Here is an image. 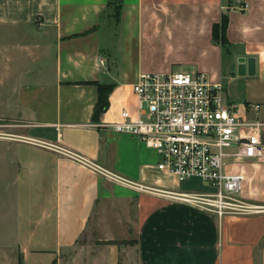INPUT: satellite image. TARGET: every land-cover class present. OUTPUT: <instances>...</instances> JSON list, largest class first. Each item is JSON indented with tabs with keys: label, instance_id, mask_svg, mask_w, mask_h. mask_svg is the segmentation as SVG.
<instances>
[{
	"label": "crops",
	"instance_id": "crops-1",
	"mask_svg": "<svg viewBox=\"0 0 264 264\" xmlns=\"http://www.w3.org/2000/svg\"><path fill=\"white\" fill-rule=\"evenodd\" d=\"M109 1L0 0V264H264V211L219 218L139 190L211 191L162 178L154 150L104 127L134 113L141 73L186 60L264 123V0H124L119 22L112 10L101 22ZM223 15L225 46L213 40ZM93 81L115 85L100 122ZM233 170L246 175L243 196L264 206V162Z\"/></svg>",
	"mask_w": 264,
	"mask_h": 264
},
{
	"label": "built area",
	"instance_id": "built-area-1",
	"mask_svg": "<svg viewBox=\"0 0 264 264\" xmlns=\"http://www.w3.org/2000/svg\"><path fill=\"white\" fill-rule=\"evenodd\" d=\"M248 5L240 6L243 11ZM135 111H120V119L104 127L138 137L158 157L155 170L164 179L181 184L195 179L211 191L179 192L137 185L139 190L160 194L219 218L261 213L264 206L242 194L246 175L233 167L247 161L264 162V123L240 115L224 86L205 73L147 72L133 84ZM255 111L259 104H252ZM83 161L106 177L132 185L127 179L106 173L100 166Z\"/></svg>",
	"mask_w": 264,
	"mask_h": 264
},
{
	"label": "trees",
	"instance_id": "trees-1",
	"mask_svg": "<svg viewBox=\"0 0 264 264\" xmlns=\"http://www.w3.org/2000/svg\"><path fill=\"white\" fill-rule=\"evenodd\" d=\"M123 1L124 0H110L108 2V10H106L101 16V22L104 21L105 17L110 12L113 13V17L116 19V22H119ZM227 26H228V16L223 15L221 22L219 24L214 25L213 27V40L215 43L221 44L223 46L228 44V39L226 36ZM88 84L96 85L98 88L99 96H98V101L94 108L93 121L100 122L102 115L106 113L110 107L109 96L114 90L115 85L99 83L96 81L88 82ZM105 244H115V243L114 241H110V242H106ZM19 264H23L21 258L19 260ZM54 264H57V262H55Z\"/></svg>",
	"mask_w": 264,
	"mask_h": 264
},
{
	"label": "rangeland",
	"instance_id": "rangeland-1",
	"mask_svg": "<svg viewBox=\"0 0 264 264\" xmlns=\"http://www.w3.org/2000/svg\"><path fill=\"white\" fill-rule=\"evenodd\" d=\"M179 57V56H178ZM177 57H173V60L176 59ZM181 58H183V60H186L187 58H194V56H192L191 52L188 51L187 54H183L181 56ZM187 63V64H186ZM189 62H175L172 63V69L170 72H179V71H184V72H188V73H193L195 71L198 70V67L196 65H188ZM226 70V68H224ZM169 72V73H170ZM226 72V71H225ZM227 75V74H226ZM231 88L234 90H238L239 89V83H232L230 84ZM238 104V103H237ZM256 104V103H254ZM6 122H1L0 121V136H4L3 132H1L2 130H7L8 128L4 127ZM3 134V135H2ZM201 187H208V184L206 182H203L201 180L195 179L192 180L191 182L187 183V185H184V188H187V190H198V191H204L202 190L203 188ZM4 208V207H3ZM4 210V209H3ZM6 210V209H5ZM132 243L133 241H122L121 243Z\"/></svg>",
	"mask_w": 264,
	"mask_h": 264
},
{
	"label": "water",
	"instance_id": "water-1",
	"mask_svg": "<svg viewBox=\"0 0 264 264\" xmlns=\"http://www.w3.org/2000/svg\"><path fill=\"white\" fill-rule=\"evenodd\" d=\"M253 60L252 59H248L247 60V63H248V67H249V74H251V75H253L254 74V63L252 62ZM239 63H240V65H239V73H241V74H243L245 71V59L244 58H242V59H240L239 60ZM252 63H253V65H252Z\"/></svg>",
	"mask_w": 264,
	"mask_h": 264
}]
</instances>
